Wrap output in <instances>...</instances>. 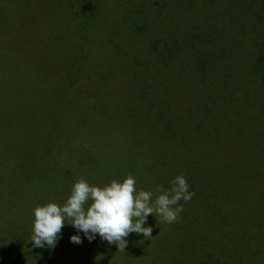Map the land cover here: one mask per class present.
<instances>
[{"label": "trees", "instance_id": "obj_1", "mask_svg": "<svg viewBox=\"0 0 264 264\" xmlns=\"http://www.w3.org/2000/svg\"><path fill=\"white\" fill-rule=\"evenodd\" d=\"M241 3L0 0L3 41L25 39L27 31L37 39V54L51 52L44 46L51 36V53L67 55L73 45L85 57L82 64L80 55L71 59L67 113H53L50 150L28 169V180L71 190L82 172L97 174V181H87L98 185L132 175L155 199L156 186L169 189L184 175L194 193L180 201L183 211L174 223L150 214L145 226H152L153 237L131 233L125 250L99 236L84 238L85 264H264V38L257 40V21L247 15L254 10ZM258 23L264 27V10ZM91 55L113 58L115 71L131 81L130 169L113 172L114 158L105 163L104 137L94 144L83 139L84 112L89 118L101 111L103 135L109 126L101 101L83 102V89L105 87L93 82V71L81 73ZM230 156L244 158L243 170L230 166L232 180L225 169Z\"/></svg>", "mask_w": 264, "mask_h": 264}, {"label": "rangeland", "instance_id": "obj_2", "mask_svg": "<svg viewBox=\"0 0 264 264\" xmlns=\"http://www.w3.org/2000/svg\"><path fill=\"white\" fill-rule=\"evenodd\" d=\"M241 2L245 10L250 7L254 10L255 13L247 15L255 17L259 31L257 40L263 42L264 27L261 23L259 25L258 16L261 17L264 10V0ZM22 37L25 39L5 42L0 35V264H39L38 259L41 260L40 264H71L69 261L85 264V240L83 239L81 244L70 242V237L77 234L71 224H65L62 228L61 238L54 249L47 246L34 247L29 241L34 221L33 209L50 202L63 204L70 194V189L33 182L31 178L28 180L26 175L28 169L31 170L38 161L40 153L50 150L53 113H67L68 83L71 76L68 68L81 52L78 54L73 45H68L70 53L67 55L53 54L51 52L54 47L49 43L53 38L49 36L44 46L51 52L37 54V39L34 34L25 31ZM254 41L257 48V42ZM223 44L220 45L225 46ZM63 49L65 50L64 46ZM93 49L95 55L98 52L97 47ZM94 55L86 60L81 73L93 71V82L101 83L105 87L104 90L83 89V102L87 100L86 106H92L101 101L104 105L102 113L107 112L104 114L109 119V126L104 129V135L99 132L97 124L103 123L106 126V121L97 115L101 112L98 111L89 115V118L84 112L79 127L83 132V139L93 144L103 137L107 139L109 150L103 154L105 163H112L114 158L116 164L113 166V172L125 170L131 166L129 151L134 136L130 118L134 107L131 81L121 74V69L115 71L117 61H113V58ZM84 59L85 57L81 56L79 63L82 64ZM130 59H133L132 54ZM227 63L231 61H224L222 66ZM126 64H130L129 58L126 59ZM247 65L248 61L245 66L247 71H250ZM111 70L112 76L108 77L107 74ZM149 152L158 151L152 148ZM232 165H237L239 170H243L244 158L236 160L229 157L225 169L230 174V180L234 176L230 167ZM82 175L86 180H98L95 173L90 176L91 173L82 172ZM80 235L83 238V233Z\"/></svg>", "mask_w": 264, "mask_h": 264}, {"label": "clouds", "instance_id": "obj_3", "mask_svg": "<svg viewBox=\"0 0 264 264\" xmlns=\"http://www.w3.org/2000/svg\"><path fill=\"white\" fill-rule=\"evenodd\" d=\"M169 189L156 186L153 191L139 189L132 175L113 179L104 185L92 184L84 178L74 182L63 204L50 202L33 209L34 221L30 242L34 247L54 249L65 224H71L77 234L70 242L81 244L97 236L109 245L125 250L131 233L152 236V226H145L150 214L159 222L174 223L183 211L180 201L188 202L194 193L184 175L176 176ZM83 233V238L80 235Z\"/></svg>", "mask_w": 264, "mask_h": 264}]
</instances>
